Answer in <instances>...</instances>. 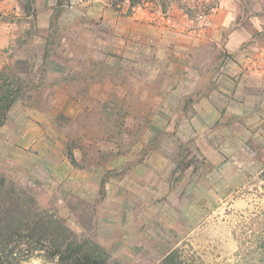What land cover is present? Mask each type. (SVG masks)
Listing matches in <instances>:
<instances>
[{"label": "crops", "instance_id": "obj_1", "mask_svg": "<svg viewBox=\"0 0 264 264\" xmlns=\"http://www.w3.org/2000/svg\"><path fill=\"white\" fill-rule=\"evenodd\" d=\"M10 3L0 75L20 95L0 171L52 182L68 222L121 255L161 248L194 205L205 221L264 205V0H218L203 20L113 0Z\"/></svg>", "mask_w": 264, "mask_h": 264}, {"label": "rangeland", "instance_id": "obj_2", "mask_svg": "<svg viewBox=\"0 0 264 264\" xmlns=\"http://www.w3.org/2000/svg\"><path fill=\"white\" fill-rule=\"evenodd\" d=\"M11 1L2 0L0 12L1 3L3 6V3L11 4ZM16 1L22 5L31 2V0ZM113 1L116 5L130 4L129 0ZM140 1L138 5L152 4L162 9L161 0ZM217 2L218 0H167V11L164 12L163 9L162 11L172 17L185 14L194 19L208 13ZM11 16L1 17L0 13V22H9ZM3 77L13 80L10 76ZM3 180H6V187L9 188L15 183L19 189L26 190L36 199L32 205L34 214L46 212L63 223L62 230L67 231L65 240L60 241L63 243V253H61L63 257L69 254L65 249L72 244L74 248L82 247L84 254L89 253L92 257L103 259L107 264H264V205L257 201L242 206H228L227 210L221 213L212 207L211 221H205V216L208 217L209 212L194 205L193 208L197 212L195 218L184 219L177 229L170 231L166 243L161 248L133 251L121 255L106 250L93 238L82 234L68 222L52 204L51 196H45L53 192L55 185L52 182L37 183L25 176L14 177L0 171V184ZM58 231L56 230L57 233ZM43 246H46V243H43ZM32 248L34 250V246ZM53 250H35V253L22 264H71L73 262L72 259L61 261L54 258Z\"/></svg>", "mask_w": 264, "mask_h": 264}, {"label": "trees", "instance_id": "obj_3", "mask_svg": "<svg viewBox=\"0 0 264 264\" xmlns=\"http://www.w3.org/2000/svg\"><path fill=\"white\" fill-rule=\"evenodd\" d=\"M129 1L131 6L141 3L140 0ZM161 1L162 9L166 12L167 0ZM18 86L17 81L0 75V126L5 123L9 111L20 95ZM0 186V264H22L35 250L49 249H54L52 256L58 260L72 259L71 264H107L103 259L92 257L89 253L84 254L82 247L74 248L72 244L66 247L69 254L63 257V243L60 241L65 240L67 233L62 230L63 223L46 212L34 214L32 205L36 199L26 190L19 189L15 183L8 188L6 180H3ZM56 230H59L58 233Z\"/></svg>", "mask_w": 264, "mask_h": 264}, {"label": "built area", "instance_id": "obj_4", "mask_svg": "<svg viewBox=\"0 0 264 264\" xmlns=\"http://www.w3.org/2000/svg\"><path fill=\"white\" fill-rule=\"evenodd\" d=\"M198 19L203 20V19H204V15H199V16H198Z\"/></svg>", "mask_w": 264, "mask_h": 264}]
</instances>
